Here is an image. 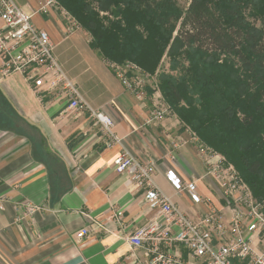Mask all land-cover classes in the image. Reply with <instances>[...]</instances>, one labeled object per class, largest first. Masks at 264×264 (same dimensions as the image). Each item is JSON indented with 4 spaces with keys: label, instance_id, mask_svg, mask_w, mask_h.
<instances>
[{
    "label": "crops",
    "instance_id": "crops-1",
    "mask_svg": "<svg viewBox=\"0 0 264 264\" xmlns=\"http://www.w3.org/2000/svg\"><path fill=\"white\" fill-rule=\"evenodd\" d=\"M14 1L49 33L62 69L91 107L112 117L120 142L99 143L100 130L88 114L72 112L67 100L54 94H37L21 73L5 75L0 56V264L144 263L145 248L133 249L129 236L154 211L130 176L116 172L114 161L122 153L153 163L156 184L190 217H200L206 206L177 193L166 178L168 170L186 182L195 180L199 193L230 215L217 182L204 177L205 160L195 135L176 112L170 109L159 123L147 125L151 88L144 100L128 90L110 65L115 62L92 46L84 28L68 31L70 14L60 5L43 15L36 14L40 0ZM146 55L156 63L152 50ZM165 55L151 74L158 72ZM158 81L160 85L159 73ZM171 138L184 141L174 157ZM118 211L123 212L120 219ZM83 227L89 234L78 240ZM181 254L188 261V252L181 249Z\"/></svg>",
    "mask_w": 264,
    "mask_h": 264
},
{
    "label": "built area",
    "instance_id": "built-area-1",
    "mask_svg": "<svg viewBox=\"0 0 264 264\" xmlns=\"http://www.w3.org/2000/svg\"><path fill=\"white\" fill-rule=\"evenodd\" d=\"M57 6V0H40L36 14H49ZM0 20L4 23V28L0 29L3 73H21L33 84L37 94H54L56 98L66 99L72 112L88 114L100 130L99 143L102 145L119 143L112 117L85 101L76 82L59 64L49 33L34 24L33 15L14 0H0ZM69 20L70 33L80 28L71 15ZM110 65L122 84L139 100L145 99L148 89L153 90L147 125L159 123L171 112L159 85L158 72L151 74L132 61ZM196 140L205 160L204 177L217 182L230 215L225 216L211 198L202 196L195 180L186 182L173 169L168 170L166 178L177 193H187L194 205L206 206L200 217H190L156 184L153 163H144L122 153L114 161L116 172L130 176L143 191L150 210L154 211L153 218L129 236L130 245L133 249L145 248L146 261L142 264H264V200L254 197L232 163L204 146L197 137ZM183 143L181 138L169 139L172 157ZM0 210H3L1 203ZM33 211L35 208L30 209ZM116 216L120 219L123 212L118 211ZM161 223L165 224L163 230ZM88 234L89 229L83 227L76 237L82 240ZM181 249L188 252V261L182 259Z\"/></svg>",
    "mask_w": 264,
    "mask_h": 264
},
{
    "label": "trees",
    "instance_id": "trees-1",
    "mask_svg": "<svg viewBox=\"0 0 264 264\" xmlns=\"http://www.w3.org/2000/svg\"><path fill=\"white\" fill-rule=\"evenodd\" d=\"M57 1L91 35L92 46L115 63L132 61L155 73L165 53L186 49L190 67L185 81L168 79L161 85L170 108L207 145L224 154L254 197L264 200V30L248 22L258 0H189L183 10L176 0H97L101 10L117 18L109 25L85 0ZM146 50L149 56L152 50L156 63L145 57ZM222 55L236 57L243 73L253 74L257 95L248 93L250 84L236 83L240 74L218 62ZM242 91L248 96L244 100ZM241 125H258L259 130L245 135L237 131Z\"/></svg>",
    "mask_w": 264,
    "mask_h": 264
},
{
    "label": "rangeland",
    "instance_id": "rangeland-1",
    "mask_svg": "<svg viewBox=\"0 0 264 264\" xmlns=\"http://www.w3.org/2000/svg\"><path fill=\"white\" fill-rule=\"evenodd\" d=\"M87 2V4L89 5V8L90 10H92L93 12H95L99 18L101 19V21H103V23L105 25H109V23L111 21H114L116 18L115 14L112 15L111 13H107L106 11H103L101 10V8L99 7V3L97 0H85ZM58 2V1H57ZM177 2V5L183 10V9H186L187 6H188V3H189V0H176ZM255 2H253V5H255L256 7L253 8L252 6H250L251 8L255 9V11H253L252 13V16L248 15V22L251 24V25H254L258 28H261L262 30H264V0H258L256 2V4H254ZM59 4V2H58ZM250 11H252L250 9ZM71 15V14H70ZM73 19H75L77 21V23L79 24V26L81 27V24L79 23V21L73 16ZM112 16V17H110ZM176 37V33L173 34V39ZM174 43V40H172L171 44ZM170 50V48H169ZM186 49H181L179 50L178 52H173L172 53H167V55H165V58H164V61L163 63L161 64L159 70H158V73L160 74V76H162V79H161V83H160V87L163 83H166L168 79H171V80H175L176 82L178 83H181L184 80L185 77H187V69L190 67V61L188 60L187 56L185 55V51ZM218 62L224 66H228L229 65H232L233 68L235 69L234 71L238 74H240V78H238V82L236 81V83H245V84H250L249 85V88H247L248 93H251L252 95L255 94L257 95L258 92H257V84H255L254 82V76L252 73H247L245 70V72L243 73V70L242 68L240 67L241 64H240V61L236 58V57H229V58H226L225 55H222L221 57H219L218 59ZM234 65H233V64ZM206 64V62L202 61V65L204 66ZM210 64V62H209ZM240 66H239V65ZM240 85V84H238ZM262 86H264V84H261ZM163 86V85H162ZM260 86V85H259ZM161 90H162V87H161ZM162 94L164 95L165 97V92L162 90ZM244 94V92L242 91L241 92V95ZM250 95V94H249ZM248 96L245 97V94L241 96V100H244L246 99ZM191 98L193 99H196V94H191ZM165 100H166V103L168 104L169 106V98L165 97ZM257 103H259V101L256 99L255 100ZM261 104H263V109H264V95L262 96L261 100H260ZM183 105L186 103L183 102L182 103ZM181 104V105H182ZM198 105V104H196ZM240 106H243V105H240ZM170 107V106H169ZM243 113L241 111H238L237 115H239L240 117ZM264 116V115H263ZM262 120L261 121H264V118H261ZM185 127H187L188 129L191 130V132L196 136L198 137V139L200 140V142L208 147L209 149L213 150V151H216L214 150L211 146L207 145L200 137L199 135H197V133H195L193 131V129L191 127H189L188 125H186L185 123H183ZM259 130V126L258 125H255L253 128H249V127H244L243 125L239 126L238 128V132H243L245 133V135H247L248 133L249 134H253V133H256L258 132ZM217 153H219L220 155H222L224 158H226V156L224 154H222L221 152L219 151H216ZM251 152H253L251 150ZM227 160V158H226ZM228 161V160H227ZM229 162V161H228ZM231 163V162H230Z\"/></svg>",
    "mask_w": 264,
    "mask_h": 264
}]
</instances>
